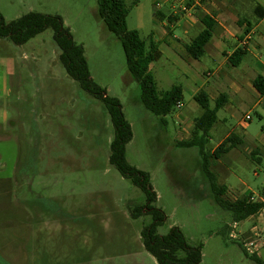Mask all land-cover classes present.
Listing matches in <instances>:
<instances>
[{"label": "rangeland", "instance_id": "rangeland-1", "mask_svg": "<svg viewBox=\"0 0 264 264\" xmlns=\"http://www.w3.org/2000/svg\"><path fill=\"white\" fill-rule=\"evenodd\" d=\"M124 2L128 30L146 45L156 43L162 27L154 14H170L169 2ZM0 13L6 23L28 13L59 16L83 47L92 80L118 99L131 126L126 158L150 177L154 207L166 218L159 236L178 228L190 246L202 244L201 264H255L239 247L246 250L250 242L264 261V213L230 227V214L212 201L198 151L175 147L182 135L179 122L201 114L199 107L193 109L194 86L186 76L215 72L208 56L188 67L172 50L171 38L160 44V50L169 48L170 58L164 54L150 64V73L159 93L182 86L183 102L167 117H155L140 102L121 43L98 17L97 0H0ZM243 17L252 24L258 19L253 10ZM182 25L165 29L185 40ZM59 54L50 29L21 46L0 39V264H157L141 240L151 216L130 218V210L143 205L145 196L108 161L114 135L110 118L99 101L66 75ZM261 102L241 106L228 100L209 133L205 149L210 152L231 135L239 140L211 162L232 200L252 195L259 201L264 187ZM246 115L250 121L244 125ZM226 226L229 234L224 235Z\"/></svg>", "mask_w": 264, "mask_h": 264}, {"label": "trees", "instance_id": "trees-1", "mask_svg": "<svg viewBox=\"0 0 264 264\" xmlns=\"http://www.w3.org/2000/svg\"><path fill=\"white\" fill-rule=\"evenodd\" d=\"M128 13L124 0H97L98 17L106 30L121 43L127 71L140 91L141 104L155 117L165 118L174 112L179 103H182V90L179 86H174L164 93L158 92L149 70L150 64L160 59L158 47L153 41L146 45L136 31L128 30L126 24ZM254 14L258 19L264 20L263 8L256 6ZM154 16L159 17L158 14ZM201 23L204 29L185 48L188 59L199 60L213 36L215 23L209 17H203ZM48 29L53 33V42L60 52L58 60L66 75L82 91L99 101L110 118L114 135L110 143L109 164L145 196L143 205H136L130 210L132 220L142 216L152 218V223L141 232L144 250L154 258L157 264H201L202 244L190 246L178 228H171L164 236L157 234L158 227L163 225L166 218L161 210L154 207L157 197L152 189L149 175L131 166L127 161L126 146L132 140L131 126L124 117L118 99L109 97L106 90L92 80L83 47L73 41L62 19L59 16L28 13L15 21L6 23L0 13V39H8L16 46L28 43ZM244 56V50H236L228 59L229 64L232 67H238ZM252 86L260 96H264V77H257L252 82ZM194 101L200 107L201 115L193 122L190 138L177 142L175 147L195 148L198 151L200 168L209 183L212 201L221 211L230 214L231 225L229 226L232 227L234 224L259 215L264 210V187L259 201L254 200L252 195H243L233 200L227 197L228 190L226 186L219 184L217 176L211 171V162L227 155L236 147L239 140L231 135L213 152L205 149L209 141V133L218 121L217 112L225 104L226 97L219 96L213 109L210 108L208 96L203 92L198 93ZM228 229L226 226L224 235L229 234ZM239 247L255 264H264V261L256 254H248L242 244H239Z\"/></svg>", "mask_w": 264, "mask_h": 264}, {"label": "crops", "instance_id": "crops-1", "mask_svg": "<svg viewBox=\"0 0 264 264\" xmlns=\"http://www.w3.org/2000/svg\"><path fill=\"white\" fill-rule=\"evenodd\" d=\"M256 6L264 9V0H202L194 12L193 19H179L174 25L179 26V24L183 22L182 33L186 41L170 33V30L167 31L165 29V25H167L166 27L172 28L167 24V22L171 20L168 14L166 15L161 11L155 12V14L159 16L155 18L162 27L158 32V39L155 43L160 53V59L164 54L170 58V54L168 53V51L170 52L169 48L165 51L160 50V44L162 42L166 43L167 38H171L174 41L172 50H174V53L178 54L179 61L187 64L188 67H191V65H200V60L204 56H208L212 62L216 64V71L212 73L207 71L206 73H209L207 77L205 73L202 74V78H200L198 74L194 76L188 73L186 78L190 80L194 86L190 90L192 97L203 92L208 96L209 103L210 101H214L215 103L217 98L223 95L226 97V102L221 109L228 107V100L230 99L241 106L252 103L258 105L262 104L261 101L264 99V96H260L255 91L252 82L259 76L264 77V20L257 19V21L252 24L247 18L243 17L247 12L254 11ZM203 17H209L215 23L213 36L205 47L204 55L199 60L188 59L185 48L204 29L201 23ZM199 28H201V30L194 38H191V35ZM238 49L244 50L245 56L238 67H232L228 59ZM257 58L259 60H256ZM231 68H233L235 72L231 71ZM179 87L183 95V88L182 86ZM203 90H205V92ZM195 104L197 105L196 102ZM197 107L199 106H193V109L199 111L200 107L199 109ZM244 119L242 124L246 125ZM194 120L195 119L183 118L179 122L178 127L182 135L177 142L190 138L189 129L192 127ZM262 213H264V210L260 214ZM253 218L254 217H251L247 220ZM238 224H234V226ZM250 231L251 233L256 231V227L253 226ZM254 251L259 257L257 246Z\"/></svg>", "mask_w": 264, "mask_h": 264}, {"label": "built area", "instance_id": "built-area-1", "mask_svg": "<svg viewBox=\"0 0 264 264\" xmlns=\"http://www.w3.org/2000/svg\"><path fill=\"white\" fill-rule=\"evenodd\" d=\"M169 2L170 14H168L169 18L172 20L171 22H167L170 27H173L179 19H193L194 12L196 8L199 6L202 0H167ZM160 5L156 4V8H159ZM182 107V103H179L176 108L180 109ZM250 121V117L246 116L244 122ZM231 237L232 234L230 233ZM248 248L246 249L249 254H253V250L255 249L254 243L250 242L247 244ZM251 248L252 250H250Z\"/></svg>", "mask_w": 264, "mask_h": 264}]
</instances>
